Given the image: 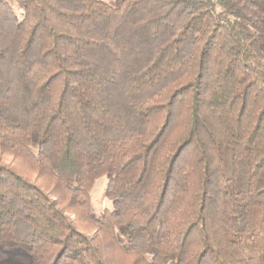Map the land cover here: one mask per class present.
Instances as JSON below:
<instances>
[{
	"label": "trees",
	"instance_id": "1",
	"mask_svg": "<svg viewBox=\"0 0 264 264\" xmlns=\"http://www.w3.org/2000/svg\"><path fill=\"white\" fill-rule=\"evenodd\" d=\"M15 2L20 18L0 0V247L264 264V0Z\"/></svg>",
	"mask_w": 264,
	"mask_h": 264
},
{
	"label": "rangeland",
	"instance_id": "2",
	"mask_svg": "<svg viewBox=\"0 0 264 264\" xmlns=\"http://www.w3.org/2000/svg\"><path fill=\"white\" fill-rule=\"evenodd\" d=\"M100 2L107 4L111 7H118L121 0H99ZM6 2L14 8L17 16L21 17V10L16 5L15 0H6ZM7 160H11L10 157H4ZM16 162V161H15ZM106 184L104 177L99 178L91 192L92 205L95 212L98 214L104 208H109L110 203L103 197V191ZM0 264H30L28 255L22 249H3L0 247Z\"/></svg>",
	"mask_w": 264,
	"mask_h": 264
}]
</instances>
